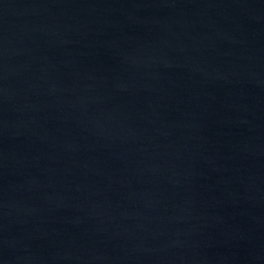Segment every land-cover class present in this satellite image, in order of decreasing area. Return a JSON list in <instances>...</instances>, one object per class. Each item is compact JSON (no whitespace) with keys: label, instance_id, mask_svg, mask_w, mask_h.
<instances>
[{"label":"water","instance_id":"95a60500","mask_svg":"<svg viewBox=\"0 0 264 264\" xmlns=\"http://www.w3.org/2000/svg\"><path fill=\"white\" fill-rule=\"evenodd\" d=\"M0 264H264V0H0Z\"/></svg>","mask_w":264,"mask_h":264}]
</instances>
